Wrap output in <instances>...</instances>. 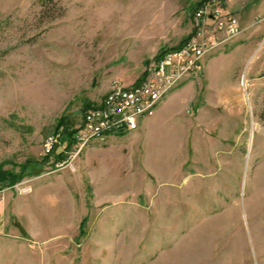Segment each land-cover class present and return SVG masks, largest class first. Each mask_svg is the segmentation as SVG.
I'll return each mask as SVG.
<instances>
[{"label":"rangeland","instance_id":"1","mask_svg":"<svg viewBox=\"0 0 264 264\" xmlns=\"http://www.w3.org/2000/svg\"><path fill=\"white\" fill-rule=\"evenodd\" d=\"M202 1L0 0V264H264V0L138 130L68 136Z\"/></svg>","mask_w":264,"mask_h":264},{"label":"built area","instance_id":"2","mask_svg":"<svg viewBox=\"0 0 264 264\" xmlns=\"http://www.w3.org/2000/svg\"><path fill=\"white\" fill-rule=\"evenodd\" d=\"M225 0H204L194 12L195 32L178 47L165 50L132 85L115 81L104 98L83 115L75 151L95 141L136 131L181 84L202 70L208 48H218L241 30L239 18L226 10ZM56 140L48 141V149Z\"/></svg>","mask_w":264,"mask_h":264},{"label":"crops","instance_id":"3","mask_svg":"<svg viewBox=\"0 0 264 264\" xmlns=\"http://www.w3.org/2000/svg\"><path fill=\"white\" fill-rule=\"evenodd\" d=\"M179 92V91H178ZM172 94H174V93H172ZM170 95L169 97H168V99H166V100H164L161 104H160V106H159V108H158V110H157V113H156V115L155 116H157L159 113H160V111H161V109H162V106L164 105V104H166L169 100H171L176 94H174V95ZM148 120V119H147Z\"/></svg>","mask_w":264,"mask_h":264},{"label":"trees","instance_id":"4","mask_svg":"<svg viewBox=\"0 0 264 264\" xmlns=\"http://www.w3.org/2000/svg\"><path fill=\"white\" fill-rule=\"evenodd\" d=\"M76 133H77V130L72 131V132L68 135L69 138H70V140H73V142H75V139H76L75 135H76ZM1 178H4V176L0 177V179H1Z\"/></svg>","mask_w":264,"mask_h":264},{"label":"bare ground","instance_id":"5","mask_svg":"<svg viewBox=\"0 0 264 264\" xmlns=\"http://www.w3.org/2000/svg\"><path fill=\"white\" fill-rule=\"evenodd\" d=\"M240 32H241V30H237L236 35H238ZM208 49H210V48H208Z\"/></svg>","mask_w":264,"mask_h":264}]
</instances>
